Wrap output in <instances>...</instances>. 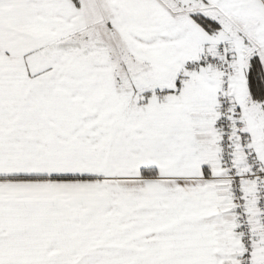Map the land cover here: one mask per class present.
Wrapping results in <instances>:
<instances>
[{"label":"snow or ice","instance_id":"obj_1","mask_svg":"<svg viewBox=\"0 0 264 264\" xmlns=\"http://www.w3.org/2000/svg\"><path fill=\"white\" fill-rule=\"evenodd\" d=\"M0 264H264V0H0Z\"/></svg>","mask_w":264,"mask_h":264}]
</instances>
